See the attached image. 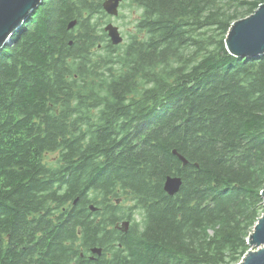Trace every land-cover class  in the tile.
Returning a JSON list of instances; mask_svg holds the SVG:
<instances>
[{"label":"trees","instance_id":"obj_1","mask_svg":"<svg viewBox=\"0 0 264 264\" xmlns=\"http://www.w3.org/2000/svg\"><path fill=\"white\" fill-rule=\"evenodd\" d=\"M100 1L41 0L0 49V264H237L264 211V54L224 38L264 0H129L119 45Z\"/></svg>","mask_w":264,"mask_h":264},{"label":"water","instance_id":"obj_2","mask_svg":"<svg viewBox=\"0 0 264 264\" xmlns=\"http://www.w3.org/2000/svg\"><path fill=\"white\" fill-rule=\"evenodd\" d=\"M122 0H104L102 8L106 14L117 17ZM41 0H0V49L11 44V38L27 20L29 15L40 5ZM77 20L72 19L67 28H74ZM112 45L123 43L124 38L118 26L108 22L103 26ZM224 45L230 55L241 58H254L264 54V3L249 15L233 21L224 38ZM183 165L188 160L176 149L172 150ZM182 184V178L178 175H167L163 182V190L166 194L175 195ZM262 203L264 205V189L261 190ZM90 209L96 208L90 205ZM129 220H123L115 227L127 231ZM249 245L246 253L237 264H264V212L257 218L247 240ZM93 253L101 254V248H93Z\"/></svg>","mask_w":264,"mask_h":264},{"label":"rangeland","instance_id":"obj_3","mask_svg":"<svg viewBox=\"0 0 264 264\" xmlns=\"http://www.w3.org/2000/svg\"><path fill=\"white\" fill-rule=\"evenodd\" d=\"M140 13H141V8H138L135 4H132L129 0H122L120 4L118 16L111 18L110 22H113L116 26H118L121 34L123 35L124 41H126L128 33L136 32V22L139 19ZM100 17L97 18L100 19ZM104 24L105 21L101 22V27H103ZM119 199L120 200L117 201H120L119 204H122V207L119 208L117 215L130 216L131 218L134 219V222L142 224L143 209L135 205V199L133 198V196L130 194H121L119 196ZM81 250H85V249L79 248V251Z\"/></svg>","mask_w":264,"mask_h":264},{"label":"flooded vegetation","instance_id":"obj_4","mask_svg":"<svg viewBox=\"0 0 264 264\" xmlns=\"http://www.w3.org/2000/svg\"><path fill=\"white\" fill-rule=\"evenodd\" d=\"M103 1L104 0H101L100 1V4H101V7H102V3H103ZM102 10H103V8H102ZM104 11V10H103ZM104 15L102 16V18L99 20V22H104L105 21V24L106 23H108V22H110L111 21V18H112V16H110V15H108V14H106V12L104 11ZM73 18H71V20H72ZM75 19V18H74ZM70 20V21H71ZM95 21V18H91L90 19V21ZM70 21H68V23L70 22ZM46 218V217H45ZM62 220V219H61ZM60 220V221H61ZM52 221H53V223L55 224L56 222H58V220L56 219V217H53L52 216ZM41 227H44L43 225H41ZM40 236H42V234H40ZM63 245L66 247H69V246H71L72 245V242H68V241H66V242H64L63 243ZM73 246L75 247H78V248H84V246H86V244H83V242H79V241H77V242H73ZM85 250H81L80 251V256L81 257H84V254H86V255H88V257H89V259L88 260H92L93 259V257L91 256V254H92V250H91V248L90 247H85L84 248ZM87 253H90V254H87ZM86 255H85V258H86ZM64 256V254L63 255H61L60 257H59V259H60V261L61 260H63V259H67V258H62ZM72 258H74V257H72ZM74 260V259H73ZM41 264H44V263H41ZM67 264H69V263H67ZM70 264H75V261H71V263Z\"/></svg>","mask_w":264,"mask_h":264}]
</instances>
